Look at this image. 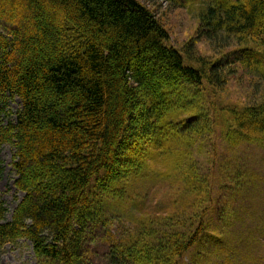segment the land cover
I'll return each instance as SVG.
<instances>
[{
	"label": "trees",
	"instance_id": "obj_1",
	"mask_svg": "<svg viewBox=\"0 0 264 264\" xmlns=\"http://www.w3.org/2000/svg\"><path fill=\"white\" fill-rule=\"evenodd\" d=\"M197 18L179 50L140 0H0V148L22 194L9 222L0 202V248L95 264L117 220L106 264H264V178L216 142L264 147V0H208ZM239 70L261 83L250 102L220 94Z\"/></svg>",
	"mask_w": 264,
	"mask_h": 264
},
{
	"label": "rangeland",
	"instance_id": "obj_2",
	"mask_svg": "<svg viewBox=\"0 0 264 264\" xmlns=\"http://www.w3.org/2000/svg\"><path fill=\"white\" fill-rule=\"evenodd\" d=\"M150 8L156 15L160 23L168 31L170 41L169 45L183 50L184 46L189 43L191 38L195 35L198 28L197 13L201 4L208 0H196L194 5L189 4L190 0H180V4L173 5L164 0H140ZM193 1V0H191ZM237 47V43L229 39L223 44L213 46L207 42H199L194 44V54L197 57L207 58L209 60L219 57L221 53L228 52ZM244 77V78H242ZM230 84L224 87L221 96L231 102L252 101L254 95H257L262 86L258 80L250 74L243 73L241 70L237 72ZM6 110L13 116L20 108V101L17 98L7 100L5 104ZM216 142L221 147V152L224 153L225 158L231 161V164H236L241 170L247 173L254 172L264 178V147H257L240 143L238 146L229 147L224 144L218 137ZM12 155L13 150L10 146H3L0 148V161L3 165V174L0 178V202L4 204L7 210L6 221L11 220L12 212L16 207L17 201L22 198V194L15 191L13 181L15 176L12 173ZM222 159V157H221ZM223 160V159H222ZM164 198V190L159 192L153 190L149 194V201ZM235 206L247 205L248 202L242 197H236L233 200ZM246 210V209H245ZM126 222H119L117 220L106 223L102 228L99 236L103 237L101 243H98L99 250L96 253L95 264H106L104 261V253L106 252V239L110 237H117L128 229ZM95 242L97 239L94 240ZM264 253V247H263ZM83 262V261H82ZM85 263V262H84ZM0 264H37L31 244L26 240H20L15 245L7 244L0 248Z\"/></svg>",
	"mask_w": 264,
	"mask_h": 264
}]
</instances>
